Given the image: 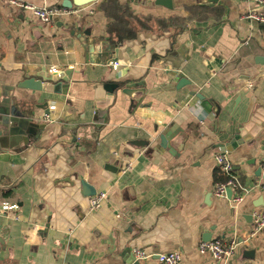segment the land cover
<instances>
[{"label":"crops","instance_id":"obj_1","mask_svg":"<svg viewBox=\"0 0 264 264\" xmlns=\"http://www.w3.org/2000/svg\"><path fill=\"white\" fill-rule=\"evenodd\" d=\"M201 1L96 0L42 23L0 0V124L21 122L0 141V264H221L198 252L215 239H236L225 264H264V230L251 236L264 211V25L243 19L255 8L244 1ZM115 81L144 94L134 106L109 96ZM254 114L252 143L231 144ZM220 146L251 190L236 207L213 195ZM81 181L106 194L98 209Z\"/></svg>","mask_w":264,"mask_h":264},{"label":"built area","instance_id":"obj_2","mask_svg":"<svg viewBox=\"0 0 264 264\" xmlns=\"http://www.w3.org/2000/svg\"><path fill=\"white\" fill-rule=\"evenodd\" d=\"M8 6L18 7L24 10H30L34 16L42 23H48L54 18H60L62 16H68L74 13L76 10H68L62 7H34L31 5L20 3L18 0H5ZM253 5L255 8L250 9L244 15L243 19L254 22L256 24L264 25V0H240ZM115 70L116 64L112 65ZM52 72H57L56 69H52ZM251 84H248L250 87ZM215 163L219 169L221 179L215 182L213 188V195L217 198H228L226 195L227 190L231 191V195L228 198L230 203L236 207L240 205L245 197L251 192L250 189L242 188L239 186L236 177L233 174L232 162L227 153H217L214 156ZM260 177L261 182L256 188L264 191V157L260 162ZM105 193H97L90 198L89 209L94 211L98 209L102 202L106 199ZM16 209L15 205L5 204L2 206V211H11ZM253 229L251 236L260 233L264 230V211H254L252 214ZM236 239L222 240L215 239L209 242H201L198 245V252L201 255H210L214 260L221 264H225L234 255L237 247ZM134 257L137 261L146 260L150 258V255L142 252L135 251ZM156 258L160 264H181V257L177 253H167L162 255H156Z\"/></svg>","mask_w":264,"mask_h":264},{"label":"water","instance_id":"obj_3","mask_svg":"<svg viewBox=\"0 0 264 264\" xmlns=\"http://www.w3.org/2000/svg\"><path fill=\"white\" fill-rule=\"evenodd\" d=\"M96 0H61V7L64 9H68V10H73V9H78V8H82L92 2H94ZM218 0H202V3H216ZM157 2H161L162 5L166 6L167 3L170 4V0H157ZM171 6V5H170ZM170 6H168L170 8ZM101 50V46L97 45L95 48V51L97 53H99V55ZM103 57L105 59V62H107L108 60L112 59L111 54L110 53H103ZM64 75H67V73H65ZM42 79H44L45 81H48L50 83L53 84V86L56 87H60L62 85L63 81H66L67 78L64 77L63 75H46V77H44V75L42 76V74L39 75ZM189 82L181 79L179 81V85H182V87L188 85ZM142 84L140 82H136V83H128L126 81H115L114 83H108L104 86V90L105 92L109 95V96H113L114 92L116 91H120L123 95L129 97L131 105L134 106L135 104V100L138 97L139 94H144V90L141 88ZM192 95H194V93H192ZM196 97L201 98L202 97L200 95H196ZM211 103L213 104V102L211 101ZM215 106L216 111H218V107L216 104H213ZM257 112H260V110H258ZM257 118H259L258 114H254L250 117L249 121L245 124L242 125V127H240L238 129V135H234V138L231 141V144H237V145H242L245 142H250V144L252 143V138L256 136V132H253L252 137H248L245 138V130L247 129L246 127L248 125H250L252 122H257ZM10 118H5L2 120L0 126L5 127V129L9 127V129L4 130L2 128H0V141L1 139L5 138V137H14L18 134H20V126H21V122L17 121V120H13ZM12 121L11 123H16L17 126L15 128H11L9 126V122ZM264 127V125L262 126V128ZM226 147V146H225ZM220 148V152L219 153H226L223 149V147H219ZM232 147H226V151L231 152L232 151ZM1 150V149H0ZM260 173V169L258 170L257 174ZM67 180H65L66 182ZM81 186L83 189V195L86 197H92L96 194V190L91 187L89 184L85 183L84 181H81ZM227 197L229 198L231 195V191L227 190L226 192ZM1 243V242H0ZM138 264V263H136Z\"/></svg>","mask_w":264,"mask_h":264},{"label":"trees","instance_id":"obj_4","mask_svg":"<svg viewBox=\"0 0 264 264\" xmlns=\"http://www.w3.org/2000/svg\"><path fill=\"white\" fill-rule=\"evenodd\" d=\"M119 39L123 40L124 37L123 36H117ZM221 179V178H220Z\"/></svg>","mask_w":264,"mask_h":264}]
</instances>
